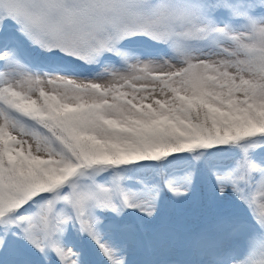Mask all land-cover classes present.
Returning a JSON list of instances; mask_svg holds the SVG:
<instances>
[{
	"label": "snow or ice",
	"instance_id": "1",
	"mask_svg": "<svg viewBox=\"0 0 264 264\" xmlns=\"http://www.w3.org/2000/svg\"><path fill=\"white\" fill-rule=\"evenodd\" d=\"M0 264H264V0H0Z\"/></svg>",
	"mask_w": 264,
	"mask_h": 264
}]
</instances>
